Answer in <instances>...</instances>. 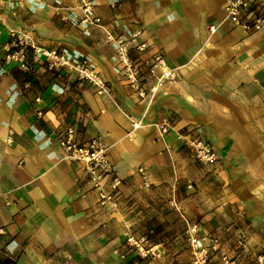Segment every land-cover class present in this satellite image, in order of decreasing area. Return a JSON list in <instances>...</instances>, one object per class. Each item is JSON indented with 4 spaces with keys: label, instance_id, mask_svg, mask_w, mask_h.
Wrapping results in <instances>:
<instances>
[{
    "label": "crops",
    "instance_id": "1",
    "mask_svg": "<svg viewBox=\"0 0 264 264\" xmlns=\"http://www.w3.org/2000/svg\"><path fill=\"white\" fill-rule=\"evenodd\" d=\"M94 3L102 28L85 32L80 0H0V264H191L190 236L206 238L203 246L219 241L209 264H256L264 253V29L232 27L225 0ZM9 30L85 62L103 86L5 63ZM107 32L132 47V59L162 55L177 79L138 97ZM140 44L143 53L133 49ZM69 126L79 143L108 145L122 180L115 204L101 207L83 164L63 157L57 136ZM184 136L208 143L216 160L197 161ZM129 238L152 250L139 254Z\"/></svg>",
    "mask_w": 264,
    "mask_h": 264
},
{
    "label": "built area",
    "instance_id": "2",
    "mask_svg": "<svg viewBox=\"0 0 264 264\" xmlns=\"http://www.w3.org/2000/svg\"><path fill=\"white\" fill-rule=\"evenodd\" d=\"M225 13L229 23L234 28H240L247 33H258L264 29V0H225ZM95 7L94 0H80L78 10L80 11L79 24L83 31L91 28H102L98 20L92 15ZM214 31V28H210ZM107 38L116 46V57L121 74L127 81L129 88L144 99L149 93H156L162 85L173 82L177 79L175 69L167 66L165 59L160 54H155L146 59L130 58L132 49L126 42L115 39L108 32ZM137 34L133 35L130 42L133 43ZM144 44L135 45L133 49L137 53H143ZM5 52L4 62L14 63L20 70L29 71L34 65H45L48 70H63L75 75L80 81L91 85L102 87L103 83L99 76L89 69L85 62H80L69 55L57 51L44 50L35 46L26 34L9 30L8 40L3 45ZM149 85V86H148ZM138 124H133L137 128ZM184 145L190 150L193 157L202 164H211L216 160L211 146L198 138L189 136L180 137ZM57 144L65 159L71 162L83 164L92 189L98 194V203L101 207L115 204L120 197L122 180L118 177L113 165L108 159V145L101 137L90 139L86 143H79L75 138L74 129L69 126L57 136ZM138 173L142 177L145 186H148V179L143 169ZM206 238L196 239L189 237L193 260L191 264H209L210 255L218 252L219 241L211 239L210 245L203 246ZM138 252L143 251L142 244L146 239H128ZM151 251L149 245L146 246ZM223 264H235L234 261L222 258ZM256 264H264V253L255 256Z\"/></svg>",
    "mask_w": 264,
    "mask_h": 264
},
{
    "label": "rangeland",
    "instance_id": "3",
    "mask_svg": "<svg viewBox=\"0 0 264 264\" xmlns=\"http://www.w3.org/2000/svg\"><path fill=\"white\" fill-rule=\"evenodd\" d=\"M146 241H147V240H146ZM142 246H143L144 249H143V251H142L141 253L138 252L137 249H135V251L138 252L139 254H143V253H145V251L148 250V248L146 247V246H147V243H146V244H142ZM192 257H193V256H192ZM192 260H193V259H192Z\"/></svg>",
    "mask_w": 264,
    "mask_h": 264
}]
</instances>
